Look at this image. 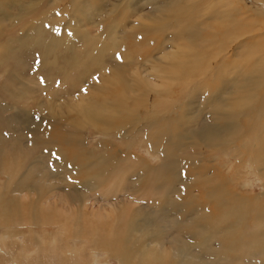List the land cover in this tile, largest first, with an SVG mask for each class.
Here are the masks:
<instances>
[{
  "label": "rangeland",
  "instance_id": "374dc122",
  "mask_svg": "<svg viewBox=\"0 0 264 264\" xmlns=\"http://www.w3.org/2000/svg\"><path fill=\"white\" fill-rule=\"evenodd\" d=\"M245 1L246 5L264 11L263 2L258 0ZM169 2V0H0V201H6L10 195L13 196L15 201L21 205L18 211L22 214L16 218L13 213L5 214L0 210V264H137L133 261L130 263L122 262L119 255L113 251L116 230L124 226L119 231H129L132 227V220L127 222L112 217L113 213L107 211V209L111 210L112 206H128L137 215L138 220L142 219V222L149 218H152L149 219L152 224L159 222L160 229L156 236L158 239L156 242L161 253L164 251H169L170 254L179 253L176 248L182 243H186L187 251L195 257L199 256L201 262L204 259L207 260L209 256L218 255V253L225 256L227 253L226 249L220 248V245L224 246L221 244L222 237L216 236L218 234L213 235L211 229L208 230L209 233L200 234L201 236H191L188 231H192V229H188L187 225L183 230L180 225L174 224L176 218L170 220L169 223L165 221L166 218L167 220L170 218L168 217L170 213L185 210L188 195L191 194H194L195 208L212 209L214 207L212 199H209L210 192L206 198L207 190L199 186L198 181L194 182L195 179L188 172V169L184 168L180 176L175 177L176 179H169L172 181L171 187L169 186L165 191V198L161 205L158 204L160 192L156 193V190L155 193L151 192L143 196L139 192L134 194L133 191H130L133 188L131 185H124L126 181L124 183L117 181L112 189L105 191L99 187L95 189L87 185L80 186V184H75L76 182L73 180V178L82 180V177L78 178V176H83L86 172L84 173L82 169L75 177L70 166H73L74 169L87 168L91 160L101 162L103 159L101 152L104 154L106 164L112 160L120 162L124 154L148 160L154 166L161 163V153L153 151L151 144L147 141L149 132L147 129L145 131L144 128H147L146 121L142 120L135 124L127 123L128 125H125L124 129L117 123L109 126H101V123L93 125L90 123L86 124L79 132L77 130V133H75V123L73 124V122L77 117L78 102L89 95L90 89L100 82V77L108 76L116 68L115 66L119 67L118 70L125 72L124 77H130L127 86L139 91L141 89L135 87L137 80L135 77L144 79L147 84L148 81L154 79L152 75L155 67L171 64L175 60L180 61L186 53L183 52L184 49L194 51L192 45L187 43L183 45L173 39L175 35L171 20H179L187 26V29L182 30V35L187 38L191 32L190 25L200 26L199 28L206 31L212 30L213 25L217 26V23H214L215 19L208 11L210 7L213 6L220 10L228 8V3L224 0H204L201 3L203 7L195 10L197 12L195 16L190 15L185 19H177L171 18L163 8L165 4H162ZM181 11L179 10V13L184 14ZM256 28L264 29V23H260ZM164 31L165 34L161 33ZM246 33L248 37L242 38L251 44L257 32L254 30ZM168 36L172 38L169 39ZM191 41L199 44L192 39ZM239 41L240 39L233 41V44ZM117 42H120L119 47ZM51 45L52 47H50ZM224 49L213 43L200 45V53L195 57L198 60L215 61L216 66L219 63H224V68L233 69L230 63L234 60L231 57L225 58L228 50ZM214 52L215 59H211ZM116 53L121 55L122 62L115 59ZM166 53L171 54L166 55ZM97 54L98 58H94ZM99 57L102 58L99 59ZM93 59L103 63L100 62L95 65ZM189 63L193 66L191 56ZM91 68L96 70L93 71ZM108 68L110 69L108 70ZM65 72L66 74H64ZM232 74L230 73L227 78H233L235 74ZM187 77L189 78V76L185 77L187 81L180 77L184 82L183 85L177 84L178 81L174 82V85L170 83L171 86L169 85L168 89L170 93H167L165 97L164 94L167 90L159 96L154 94L156 89L153 87L148 90L150 96L147 106L153 109L150 111L145 107L141 108L140 111L144 112L141 118H150V116L157 115L156 112L163 111H168L172 116L179 115L183 110L182 103L190 100L191 96L193 97L190 100L191 108L198 107L200 109L202 101H204V94L199 88L201 86L198 83L199 79L194 81L196 76L190 78L194 81L190 83V79L188 80ZM211 78H215V76L208 75L205 77L206 80L203 78L205 81L203 85H210ZM220 78H225L224 72ZM197 84L200 86L198 87ZM142 85L143 82H141ZM194 85L195 88L193 89ZM211 86L214 88L213 84ZM108 89L120 90V85L115 84V87ZM188 93L190 94L188 95ZM160 96L161 99L162 97L165 99L157 101ZM224 96L221 95V97ZM157 97L159 99H156ZM100 98L98 103L93 102L92 104L99 108L108 106L111 113L113 109L111 104L100 102ZM135 99L140 103L146 100L139 96ZM219 101L221 102V99ZM131 113L133 112L121 110L118 111L117 116H125ZM200 115L201 120H203L202 116L210 118V106L206 105ZM71 121L72 124L69 123ZM69 124L74 126L72 131L69 130ZM121 130H126V134L121 135ZM202 142L206 143L205 141ZM207 145L195 150V152L200 150L197 154L199 157L196 155V158L201 160L198 167L201 168L202 174L208 171L210 174L214 172L217 177L223 176L233 192L249 194L251 198H257L261 193V201L259 200L257 203L263 206L264 173L261 174L255 163L260 145L249 138L240 141L235 138L234 144L233 146L230 145L231 149L229 150H225V148L215 150L210 144ZM71 147H77L79 150L80 154L77 160L72 157ZM105 147H108L110 152L105 151ZM116 148L121 153H113ZM239 149H241L242 155L240 153L236 159ZM202 151L203 153H200ZM28 169H34L35 172L33 173ZM102 171L103 174L99 180L114 178L112 167L103 168ZM193 171L195 172V170ZM27 173L29 174L27 175ZM37 178L40 180L37 181ZM67 179H72L71 183ZM161 181L165 182V180ZM122 183L124 186L121 185ZM194 183H196L195 186ZM72 190L80 192V201L84 207L80 206L81 208H79L78 202H75L77 198L74 200L70 198L72 196L69 194L72 195ZM2 194L3 196H1ZM39 194L41 196L44 194L40 202L48 203L49 208L44 207V210L42 208V210H38L39 214L44 215L46 220L34 217L35 221L32 216L28 215L33 214L28 212L32 206L27 204L32 199L38 202ZM85 202L90 205L88 206ZM126 202L128 203L126 204ZM164 208L170 210L166 218L162 212L158 211ZM43 211L44 214H42ZM101 211L106 214L105 217H108L107 219L103 217V221L95 217L102 213ZM93 214L94 217L92 218L91 215ZM258 214L264 217V213L259 212ZM57 215H60V218H56ZM71 215H83L84 217L73 220ZM257 215L252 216L247 223L238 220L236 227L244 228L246 231L247 229L252 230L253 224L264 225L262 221L257 220ZM125 216L128 217L127 214ZM181 218L180 224L186 222L188 217L184 215ZM61 225H64L66 230L61 229ZM101 233L104 235L102 236ZM103 241H106L105 244ZM204 241L206 243L210 241L211 246L207 247L210 251H207L203 244H199L205 243ZM196 243L202 248L198 247ZM170 254L166 256L169 260L171 259L175 263L179 261ZM249 255L241 254L231 264H253L254 262V264H264V258L255 259ZM222 260L229 261V258L224 257Z\"/></svg>",
  "mask_w": 264,
  "mask_h": 264
},
{
  "label": "bare ground",
  "instance_id": "6f19581e",
  "mask_svg": "<svg viewBox=\"0 0 264 264\" xmlns=\"http://www.w3.org/2000/svg\"><path fill=\"white\" fill-rule=\"evenodd\" d=\"M169 1H170L169 3L162 4V5L165 4L163 8L168 12V15L171 18H177V19L184 18L185 19L186 17L190 15L195 16L197 14L195 10H198L203 7L201 6V3L204 0H169ZM224 1L228 3V8L220 10L212 6L208 9L212 18L215 19L214 23H217V26L215 27L213 25L214 28L210 31L203 30L199 28L200 26L190 25L189 29L191 30V32L189 33L187 38H184V36L182 35V30L187 29V26L181 23L179 20H171V23L173 24L172 28L174 30V35L176 37V38L174 37L173 39H176L177 42H180L183 45L186 43L192 45L194 47V51H192L191 49L185 50L183 48L184 49L183 52H186V53H184L180 61L175 60L174 62L170 64L169 63V61L171 60L170 58L169 61H167L170 65L164 64L163 66L155 67L153 69V75H152L154 79H151L150 81H148L147 84L144 79L135 77L137 79L135 81V87L141 90L137 91L133 89L131 86H127L128 78L130 77H124L125 72L118 70L119 67L115 66L116 68H114L112 72L109 73L108 76H105L102 78L100 77V82L95 87L90 89L91 91H89V95L87 96L84 95L85 98H83L80 102H78L79 106H78V111L76 114L77 117H75L76 118L75 122H73V124L75 123V129H74L76 131L75 133H77V130L79 132L86 124H90V123H92V125L96 123H101V126H109V125L117 123L118 126L124 129L126 127L125 125H128L130 123L135 124L136 122H141L142 120L146 121L147 128L146 127L144 128H145V131L147 129L149 132L147 135V141L151 144V148L153 151H159L161 153V163L157 166H154L148 160H145V159L133 156V155L129 156L127 154H124L120 162H116L112 160L110 163L106 164V159L104 158V154L103 152H101V155L103 157L101 162L98 160H91L87 168L84 167V168L74 169L73 166H70L72 168V171L75 173V175H73L75 177H77V175L80 173L82 169L84 173L86 172L83 176H78V178L82 177V180H77L73 178V180L76 182L75 184H80V186L87 185L88 187H92L95 189L99 187L101 190L104 189L105 191H108L114 187L117 181H121L123 183L124 181H126L124 185L126 186L131 185V187H133L131 189L133 190L130 189V191H133L134 194L135 192H139V194L143 196L151 192L153 193L156 190H157L156 193L157 192H160V194L162 193L161 195L159 194L160 201L158 202V204L161 205V203L164 201V198H165V191L167 190L169 186L171 187L172 181H169V179L170 178L174 179L175 177L177 178L178 175L180 176L181 172L184 171V168L188 169V172L191 173L195 179L194 182L198 181V183L200 184L199 186H202L204 189L207 190L206 198L208 197V193L210 192L209 199L210 198L212 199L214 203V207L212 209H208V208L204 209V207L195 208L194 207V194L193 195L187 194L189 197L187 196L188 198H187V204L185 205V210H180L178 213H170V216H168V213H169L168 211H170L169 208H164L158 211L160 213L162 212V214L164 215V218H166L167 216L170 217L168 219L169 221L167 220V218L165 219L166 223H169L170 220H174L173 218H176V223L174 222L173 223L180 225L183 230H184V227L187 225L186 227L188 229H192V231H188V233L191 236H199L200 234H205L208 232V230L211 229L210 231H212L213 235L218 234L216 236L222 237L221 244H223L224 246L220 245V248L227 250V253L225 254V256L222 253H218V255L209 256V258L207 260L204 259L203 262H201L199 256L195 257V255H192L191 253L187 251L186 243H182L181 246H177L176 249L179 251V253L174 252L173 254H170L169 251L165 252L162 248L161 249L162 251H164V253H161L160 249H158V243L156 242L158 240L156 236L158 235V232L160 229L159 222H156L157 219H154L156 220L155 221L156 223L154 224H152V221L149 220L152 218H149L147 221L142 222V219L138 220L137 215L134 214L133 211L128 206H120V207L112 206L110 208L111 210L107 209V211L113 213L112 217L119 218L127 222L132 220V224H131L132 227L130 228L129 231H122V232L119 231L121 228L124 227L123 226V227H119L115 233L116 239H115V248H113V251H115V253L119 255L122 262L130 263L131 261H133L134 263L136 262L137 264H231L232 261L236 260L235 258H237L238 256H241V254L245 256H248L250 254L249 256L255 259L264 258V225L253 224L252 230L247 229L246 231L244 228L236 227L238 220L243 223H247L252 216L257 215L259 212L264 213V205L261 206L257 203L260 200L261 193L259 194V196L257 195L258 196L257 198L253 197L254 198L253 199L251 198L249 194H239V193L233 192L230 189V186L227 180L223 176L218 175L219 177H217L214 174V172L210 174L208 173V171H206L205 174H202L201 168L198 167L201 160H197L199 158H196V155L198 154L200 150L198 152L197 151L195 152V150L199 148H204L205 145L207 144H210L211 146H213L215 150H221L224 148L225 150L226 149L229 150L231 149L230 145L233 146L235 138H238L239 141L249 138L254 143L260 145L256 158H255V163H256V167L259 169L261 174L263 175L264 173V29L256 28L260 23H264V11L262 9L254 8V7H250L246 5L245 0H224ZM258 1H261L264 4V0H258ZM179 10H182L181 13H184V14H180ZM205 10L207 11L206 7H205ZM82 29L84 30L83 27ZM254 30H256L257 32V35L254 36L253 38L254 41L251 44L245 42L242 37H248V34L246 32H253ZM161 33L165 34V31ZM82 34H83V31H82ZM171 38L172 37L170 36L169 39ZM190 38L194 40L195 42H199V44L192 43ZM239 39H240L239 42H237L236 44H233V41H237ZM119 43L120 42L116 43L118 47L120 46ZM211 43L219 46L223 50H225L224 48L228 50L225 55V58L231 57L232 60H234L232 61V63H230L233 69L224 68V63H219L216 66L215 61L198 60L195 57V56H198L200 53V45H208ZM50 47H52V45ZM100 48L102 47L100 46ZM215 52L212 54L211 59L214 58ZM170 54L171 53H166V55H170ZM190 56H191L193 66L189 63ZM94 58H98V54ZM100 58L102 57H99V59ZM93 60H94L93 63L95 65H98V63L101 62L97 59H93ZM91 69H93L94 71L95 68H91ZM109 69L110 68H108V70ZM223 72H224L225 78H220ZM230 73H233L232 75L235 74V76L233 78L232 77L227 78ZM64 74H66V72ZM82 74L83 73H81V75ZM208 75L215 76V78H211L212 82H210V85L208 84L203 85V82H205L203 81V78L205 79V77H207ZM186 76H189V78L187 77L188 80L190 78H194L195 76H196V79L194 78V81H197L199 79L198 83L201 86L199 85L200 86L199 87L198 84L197 86L200 88L201 92L204 94V101H202L201 107L199 106L200 109L198 107L194 109L191 108L190 100L193 98L191 96L190 100L188 99L187 101H184L183 103L181 102L183 110L181 114L179 115L172 116L170 115L168 111H163L159 113L156 112L157 115H154L152 117L149 115L150 118L144 117V116H143L144 118H141V115H143L144 113L140 111L141 108L145 107L149 110L153 109L147 106L148 98L150 96V94L147 92L148 90L152 89L153 87L154 89H156L154 94H156L157 96H159L163 91L166 92L167 90V92L164 94V97H165L167 93H170L168 91L170 83L173 84L174 82L178 81L177 84L181 83L183 85L184 82L181 80V78L183 77L182 79H184V81H187L185 80ZM189 81L191 83L193 79H190ZM141 82H143L142 86H141ZM114 83L120 85V90L108 89V88L115 87ZM212 84L214 88H212L211 86ZM194 88H195V85L193 89ZM190 90H192L191 87H190ZM189 94L190 93H188V95ZM193 95H194V91H193ZM221 95H225V96L221 97ZM138 96L146 100L140 103L138 100L135 99ZM164 97H162V99H165ZM99 98H100V102L111 104V106L113 107L111 113L109 112L108 106L107 107L102 106L99 108L97 105L92 104L93 102L98 103ZM159 98L158 97L156 98V99H159L157 101L162 100L161 96ZM219 99H221V102L219 101ZM70 101H69V104H70ZM177 103H180V102L178 101ZM130 105H133L135 107L133 108ZM206 105L210 106V118H208L207 116H204V117L202 116L203 120H201L200 113L203 111V108ZM197 109L201 110V112H199V110ZM121 110H128L133 113L129 115H125V116H117L118 111H121ZM72 121L69 123L72 124ZM73 127H74L73 125H70L69 126L70 129L69 128L68 129L72 131ZM126 132H127L126 130L120 131L121 135H125ZM202 141H205L206 143H203ZM71 150H72V157L77 160L80 154L78 148L71 147ZM104 150L107 152H110V149L108 147H105ZM113 153L119 154L121 153V151L118 148H116L114 149ZM200 153H203V151ZM240 153H241V149H239V151L237 152V156L235 157L236 159H238V157L240 156ZM197 157L199 156L197 155ZM102 167L104 169L107 167L109 168L112 167V173L114 175V178H111L110 180L107 178L99 180V178L103 174ZM192 169L195 170V172ZM216 170L218 169L216 168ZM31 172L34 173L35 170H32ZM28 174L29 173H27V175ZM120 179H123V180H120ZM71 180L69 179L68 182L71 183ZM161 180H165V182ZM174 181H177V180H174ZM123 183L121 185H123ZM195 184L196 183H194V186ZM199 189H201V187H199ZM71 193L72 195L69 194L70 196H72L70 198L73 200L77 198L75 199L76 200L75 202H78L79 208L84 207V205H82V201H80V197H81L79 194L80 192L78 193V190H72ZM94 193H95V190H94ZM168 193L166 192L167 195ZM39 195L37 198L38 202L35 199L34 200L32 199L27 204L29 206H32V208L28 212H31L33 214V215L31 214H28V215L32 216L34 220L35 218L46 220L44 215L39 214L40 212L38 210L41 208L43 209L44 207L49 208V206H47L48 203L43 204L40 202V199L43 198L44 194L43 196L41 195L39 196ZM1 196H3V194ZM125 197H127L126 194H125ZM90 198H89V201H90ZM207 200L208 199H206V201ZM127 203L128 202H126V204ZM86 204L88 206L90 205L88 203ZM93 205H94V202H93ZM20 208H21V205L17 203L15 201V198L11 195L10 197L6 199V201H0V210L5 212V214L13 213L16 218H19L18 215H22L18 211L20 210ZM64 212L66 213V211ZM134 212H138V211H134ZM103 213L104 212L100 213L99 215L95 217L98 220L103 221V217L106 216V214H103ZM42 214H44V211ZM126 214L128 215V217L125 216ZM184 215H187L188 217L187 221L185 220L186 222H183L182 224H180L179 221L182 219L181 217H183ZM63 216L65 215L63 214ZM91 216L93 218L94 214ZM58 217L60 218V215L56 216V218ZM82 217L84 216L83 215H71V218L73 220H78V219H81ZM49 218H50V215H49ZM107 218L108 217H105L104 219H107ZM153 218H155L154 215H153ZM263 218L264 217L261 214L257 215V220L262 221V223H264ZM67 227H70V226L67 225ZM163 227H165V225ZM62 228L66 230L64 225H61V229ZM257 228L259 230H256ZM103 233L106 234V232H103ZM103 233H101L102 236L104 235ZM108 237L110 238V235ZM105 238H106V235H105ZM194 241H197V240H194ZM103 242L105 244L106 241H103ZM208 242L209 243L202 242L199 244H203L207 248L211 246L210 241ZM199 244L196 243L198 247L202 248ZM150 251H153V253H150ZM207 251H210V250H208L207 248ZM218 252H220V250H218ZM165 253L173 255L174 257H176V259H179V261L175 263L171 259L169 260L168 257H166L168 254H165ZM224 257L229 258V261L228 260L221 261V259ZM212 258H214V260H212Z\"/></svg>",
  "mask_w": 264,
  "mask_h": 264
},
{
  "label": "snow or ice",
  "instance_id": "6c2138e0",
  "mask_svg": "<svg viewBox=\"0 0 264 264\" xmlns=\"http://www.w3.org/2000/svg\"><path fill=\"white\" fill-rule=\"evenodd\" d=\"M115 59L118 60V61H121L123 60V58L121 57V55L119 53H116L115 54ZM43 82V81H42Z\"/></svg>",
  "mask_w": 264,
  "mask_h": 264
},
{
  "label": "trees",
  "instance_id": "16d2710c",
  "mask_svg": "<svg viewBox=\"0 0 264 264\" xmlns=\"http://www.w3.org/2000/svg\"><path fill=\"white\" fill-rule=\"evenodd\" d=\"M40 179H37V181H39ZM4 198H5V193H4Z\"/></svg>",
  "mask_w": 264,
  "mask_h": 264
},
{
  "label": "flooded vegetation",
  "instance_id": "af4514ba",
  "mask_svg": "<svg viewBox=\"0 0 264 264\" xmlns=\"http://www.w3.org/2000/svg\"><path fill=\"white\" fill-rule=\"evenodd\" d=\"M29 171H32V170H34V169H28Z\"/></svg>",
  "mask_w": 264,
  "mask_h": 264
}]
</instances>
